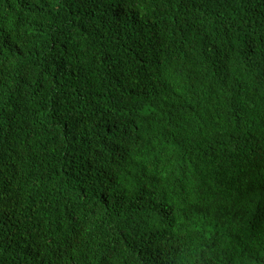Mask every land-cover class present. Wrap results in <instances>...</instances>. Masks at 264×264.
Segmentation results:
<instances>
[{"label": "trees", "instance_id": "1", "mask_svg": "<svg viewBox=\"0 0 264 264\" xmlns=\"http://www.w3.org/2000/svg\"><path fill=\"white\" fill-rule=\"evenodd\" d=\"M0 264H264V0H0Z\"/></svg>", "mask_w": 264, "mask_h": 264}]
</instances>
